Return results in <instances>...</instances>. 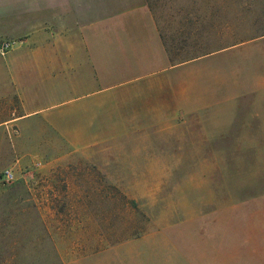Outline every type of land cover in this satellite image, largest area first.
Instances as JSON below:
<instances>
[{
    "label": "rangeland",
    "instance_id": "rangeland-1",
    "mask_svg": "<svg viewBox=\"0 0 264 264\" xmlns=\"http://www.w3.org/2000/svg\"><path fill=\"white\" fill-rule=\"evenodd\" d=\"M146 1L164 33L193 19L169 9L199 10L200 53L209 40L229 47L212 58L216 103L154 145L166 159L152 167L169 175L153 177L104 176L88 161L113 140L124 174L149 166L128 157L141 130H86L97 145L81 150L32 126L18 137L0 115V264H264V39L246 42L264 35V0ZM59 157L68 163L49 164Z\"/></svg>",
    "mask_w": 264,
    "mask_h": 264
},
{
    "label": "crops",
    "instance_id": "crops-1",
    "mask_svg": "<svg viewBox=\"0 0 264 264\" xmlns=\"http://www.w3.org/2000/svg\"><path fill=\"white\" fill-rule=\"evenodd\" d=\"M183 13L200 16L195 9H169L166 16ZM193 19L187 32L168 20L164 33L146 0H0V43H12L0 54L1 123L15 125L18 137L32 126L46 144H83L81 150L97 145L86 130H141L128 157L149 166L124 174L125 154L113 140L105 141L112 145L104 155L88 161L104 176L169 175L168 168L152 167L166 159L154 145H165L170 132L212 108L221 91L212 58L230 50L215 51L209 40L200 53Z\"/></svg>",
    "mask_w": 264,
    "mask_h": 264
},
{
    "label": "built area",
    "instance_id": "built-area-1",
    "mask_svg": "<svg viewBox=\"0 0 264 264\" xmlns=\"http://www.w3.org/2000/svg\"><path fill=\"white\" fill-rule=\"evenodd\" d=\"M12 43L10 42H1L0 43V54H5L10 50ZM13 179V174L11 172H5V181H10Z\"/></svg>",
    "mask_w": 264,
    "mask_h": 264
}]
</instances>
